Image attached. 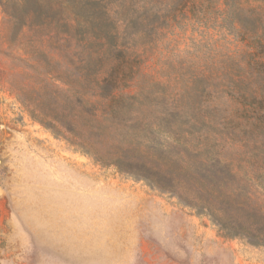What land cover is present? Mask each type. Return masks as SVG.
Returning a JSON list of instances; mask_svg holds the SVG:
<instances>
[{
	"label": "rangeland",
	"instance_id": "obj_1",
	"mask_svg": "<svg viewBox=\"0 0 264 264\" xmlns=\"http://www.w3.org/2000/svg\"><path fill=\"white\" fill-rule=\"evenodd\" d=\"M89 68L264 181V0H0V264H264L45 126L99 118Z\"/></svg>",
	"mask_w": 264,
	"mask_h": 264
},
{
	"label": "trees",
	"instance_id": "obj_2",
	"mask_svg": "<svg viewBox=\"0 0 264 264\" xmlns=\"http://www.w3.org/2000/svg\"><path fill=\"white\" fill-rule=\"evenodd\" d=\"M101 71L91 73L89 68L86 72L96 77L99 118H92L81 99V141L70 123L45 126L79 146L95 163L114 167L121 175L145 182L198 216L207 217L224 237L264 248V181L242 178L243 167L227 161L229 150L197 145L170 127L164 131L174 116L151 121L135 115L140 101L125 94L126 86L112 74L97 78ZM153 128L156 131L147 132ZM162 136L166 142H161Z\"/></svg>",
	"mask_w": 264,
	"mask_h": 264
}]
</instances>
